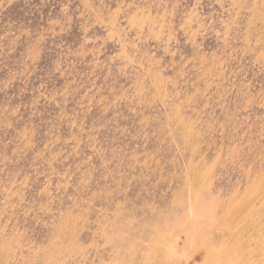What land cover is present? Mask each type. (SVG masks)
Segmentation results:
<instances>
[{
  "label": "rangeland",
  "instance_id": "rangeland-1",
  "mask_svg": "<svg viewBox=\"0 0 264 264\" xmlns=\"http://www.w3.org/2000/svg\"><path fill=\"white\" fill-rule=\"evenodd\" d=\"M0 264H264V0H0Z\"/></svg>",
  "mask_w": 264,
  "mask_h": 264
}]
</instances>
